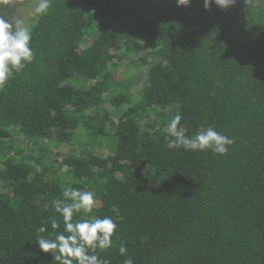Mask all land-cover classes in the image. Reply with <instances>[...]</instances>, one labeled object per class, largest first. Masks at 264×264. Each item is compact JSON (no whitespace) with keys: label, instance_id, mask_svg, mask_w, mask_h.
<instances>
[{"label":"trees","instance_id":"1","mask_svg":"<svg viewBox=\"0 0 264 264\" xmlns=\"http://www.w3.org/2000/svg\"><path fill=\"white\" fill-rule=\"evenodd\" d=\"M15 1L0 0L12 22ZM30 28L34 61L0 86V264H55L36 240L63 231L52 201L69 185L98 201L74 222L117 223L113 248L97 250L111 264H123L121 243L134 264H264V0L210 10L204 0H52ZM122 44L141 56L116 78ZM138 86L134 104L103 99ZM177 113L186 136L211 126L234 144L225 155L170 147ZM82 123L114 130L110 155L57 151ZM16 134L51 139L57 166L19 154Z\"/></svg>","mask_w":264,"mask_h":264},{"label":"clouds","instance_id":"2","mask_svg":"<svg viewBox=\"0 0 264 264\" xmlns=\"http://www.w3.org/2000/svg\"><path fill=\"white\" fill-rule=\"evenodd\" d=\"M191 0H177L178 6H188ZM222 9L235 4L236 0H204L205 10H210L212 3ZM253 0H248L251 4ZM52 0H35L34 14L47 15ZM33 33L22 20L12 22L7 16L0 14V86L4 85L14 74L30 65L34 59L31 47ZM182 115L177 113L167 126V132L172 137L169 145L172 148H183L188 151L211 150L218 155H225L234 140L219 133L213 127H201L194 137L185 135L181 126ZM63 199H54L52 204L55 211L63 219L64 229L56 232L54 238L37 236L36 244L43 253H51L55 264H111L102 258L98 251L113 248V237L117 233L118 225L110 216L103 218L77 219L74 215L91 214L98 201L93 191L80 190L70 185L62 189ZM51 228L58 229L56 218L50 220ZM38 233L48 232L44 222L37 229ZM119 255L123 257V264H134L133 258L128 256V248L121 243Z\"/></svg>","mask_w":264,"mask_h":264},{"label":"rangeland","instance_id":"3","mask_svg":"<svg viewBox=\"0 0 264 264\" xmlns=\"http://www.w3.org/2000/svg\"><path fill=\"white\" fill-rule=\"evenodd\" d=\"M16 5V12L14 16V22L17 20H22L25 26L31 27L33 24L35 18L37 15L34 14V7H35V0H21V1H15L14 2ZM134 9V7H133ZM139 36H137L138 39ZM141 41H144V39L140 36L139 38ZM145 42V41H144ZM115 53L119 55L121 58H123L122 61H118L115 59L117 62L118 66L115 67V73H116V78H121V77H131V73L133 72L132 70L128 69V64L129 62H132L133 60H137L141 55L140 53L136 54L134 52H131L130 54L126 55L127 49L125 48L124 44L121 45L119 50H116ZM125 57V59H124ZM134 66H137V64H134ZM84 83V80L81 78H76L72 81V84L75 86H82ZM87 88L90 87V84L87 83ZM142 85V84H139ZM141 89V86L136 87L133 89V92L127 91V90H122V89H113L110 90L109 93H106L103 97L105 99L107 96H112V95H119V94H125V95H130V98H132V103H136L141 99V96H138V93ZM100 113L104 112V108L100 107ZM118 112V111H117ZM116 112V113H117ZM115 113V114H116ZM84 123L81 124L80 129H78L75 132L74 135V143L73 145H61L57 148V151L62 153V154H67V155H74L79 154L82 149H92L93 148H98L100 150V154L102 156H108L110 155L111 147L115 148L116 147V137L114 136V130L109 129L108 134H111L107 137H103L100 134H96L95 130L87 129L83 125ZM35 140L34 142L29 143L25 138L22 136L16 134L14 137V140L11 142L12 145H16L17 152L19 154L22 153V150L26 149L28 150V153L26 154L27 159L33 160V159H38V160H45L46 165L48 166H54L56 165V150L55 147H50L53 145V142L51 139H46V140ZM110 150V151H109ZM57 166V165H56ZM51 173V171L49 172ZM50 175V174H49Z\"/></svg>","mask_w":264,"mask_h":264}]
</instances>
